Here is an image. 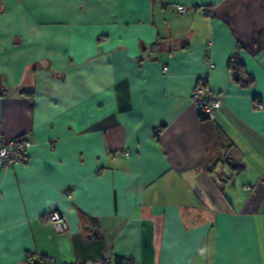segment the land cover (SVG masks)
<instances>
[{
    "label": "crops",
    "instance_id": "1",
    "mask_svg": "<svg viewBox=\"0 0 264 264\" xmlns=\"http://www.w3.org/2000/svg\"><path fill=\"white\" fill-rule=\"evenodd\" d=\"M3 2L1 135L31 147L0 168V264H264V0Z\"/></svg>",
    "mask_w": 264,
    "mask_h": 264
},
{
    "label": "built area",
    "instance_id": "2",
    "mask_svg": "<svg viewBox=\"0 0 264 264\" xmlns=\"http://www.w3.org/2000/svg\"><path fill=\"white\" fill-rule=\"evenodd\" d=\"M4 0H0V13L4 10ZM189 8L184 5H177L175 7V12L179 15H185L188 12ZM205 15H213L212 8L207 7L202 11ZM167 68L164 67V71ZM208 79L204 77L200 79L198 84L195 86L192 92V103L193 105L204 112L207 118L214 122L217 119L218 110L222 105V96L212 91L207 85ZM256 107L262 109L263 105L257 103ZM1 124H0V168H7L16 164H27L28 163V150L31 147L29 141L15 139L7 140L1 135ZM112 155L115 157L121 156L124 158L129 157V152L115 150L112 152ZM248 188V187H245ZM2 198V193L0 192V199ZM42 220L46 222L55 233L63 234L66 233L69 229V224L65 215L60 211L54 209L46 211L42 215ZM103 260H95L92 263L84 264H103Z\"/></svg>",
    "mask_w": 264,
    "mask_h": 264
},
{
    "label": "trees",
    "instance_id": "3",
    "mask_svg": "<svg viewBox=\"0 0 264 264\" xmlns=\"http://www.w3.org/2000/svg\"><path fill=\"white\" fill-rule=\"evenodd\" d=\"M228 69L233 75L234 81L240 86L248 87L254 84L253 76L247 72L244 64L239 61L236 55L230 59L228 63ZM198 111H199V115L202 120L210 121L204 112H202L201 110H198ZM221 158L223 159L224 163H227L232 169L236 170V168L233 166V163H232L233 157L229 156L228 153H223ZM120 263H121V260H118L117 264H120ZM103 264H105V262H103Z\"/></svg>",
    "mask_w": 264,
    "mask_h": 264
},
{
    "label": "water",
    "instance_id": "4",
    "mask_svg": "<svg viewBox=\"0 0 264 264\" xmlns=\"http://www.w3.org/2000/svg\"><path fill=\"white\" fill-rule=\"evenodd\" d=\"M233 166L236 168V173H239L243 168V164L236 161L234 158L232 159ZM28 264H47L46 262L38 259H32Z\"/></svg>",
    "mask_w": 264,
    "mask_h": 264
}]
</instances>
